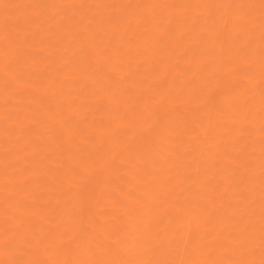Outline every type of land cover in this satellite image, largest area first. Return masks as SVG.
Returning <instances> with one entry per match:
<instances>
[{"label": "bare ground", "instance_id": "bare-ground-1", "mask_svg": "<svg viewBox=\"0 0 264 264\" xmlns=\"http://www.w3.org/2000/svg\"><path fill=\"white\" fill-rule=\"evenodd\" d=\"M64 1L0 16V264H264V0Z\"/></svg>", "mask_w": 264, "mask_h": 264}, {"label": "rangeland", "instance_id": "rangeland-1", "mask_svg": "<svg viewBox=\"0 0 264 264\" xmlns=\"http://www.w3.org/2000/svg\"><path fill=\"white\" fill-rule=\"evenodd\" d=\"M14 0H9L8 2H7V5H5L6 3H2L1 2V0H0V16H2V18L3 17H5V18H7V20L8 21H10V20H14L16 17H17V10H18V7L16 6V5H13L12 4V2H13ZM29 0H20V5H22V7H24L25 6V2H28ZM105 2H107L106 3V5L107 4H109L108 2H109V0H104ZM111 1V0H110ZM127 0H124L123 2L125 3ZM71 1L70 0H67V1H64L63 2V6L58 10V11H62L63 13H64V16L65 17H68V15H69V13H68V10H70V5H68L69 3H70ZM10 5H12V7H13V9H12V7H10ZM106 6L104 5V7L102 8V10L103 11H105V12H108V10L105 8ZM74 8V7H73ZM77 8V7H76ZM195 8V7H194ZM25 11H23L24 13H26V9H24ZM102 11V12H103ZM208 13V12H207ZM217 13V12H216ZM215 13V11L214 12H212L211 14H210V16L213 18H211L212 20L211 21H213L214 23H213V29H216V30H221L220 28H219V25H220V17H218V13L216 14ZM213 15H215V16H213ZM99 17V15H95V18H97V17ZM192 16H194V15H192ZM191 16V17H192ZM190 17V18H191ZM190 18H188L187 20H185L184 22L185 23H187V24H189L191 21V19ZM98 19V18H97ZM174 20V21H177L176 20V18L175 17H169V20ZM199 19H201V18H199ZM249 18H245L244 20H248ZM106 22L108 21V20H105ZM103 22V21H102ZM261 22V23H260ZM64 25H68L66 22H64L63 23ZM255 24V26L253 25V26H251L252 28L250 29L251 30V32L254 34V32L257 34V33H261V32H259V31H264V30H262V28H264V27H260V25L262 24V21L260 20V21H257L256 23H254ZM260 24V25H259ZM46 25V24H45ZM44 25V26H45ZM69 26V25H68ZM262 26H264V24H262ZM61 28H64L65 29V26L63 27V26H61ZM61 28H56L55 30L57 31V30H60ZM30 33H31V31H30ZM32 34V33H31ZM45 35H46V33H45ZM262 33L260 34V38L262 37V36H264V35H262ZM46 36H51V33H48ZM257 36H258V34H257ZM102 39V38H101ZM70 40V39H69ZM105 40V39H104ZM184 40H186V37H184V38H181V39H179L178 40V38H176L174 41H176V44H178V46L180 47V46H183V44H184ZM261 40V39H260ZM56 39L55 38H51L50 39V41H49V43H51L50 45H49V47H53V49L55 50V49H57V51L60 49V47H62L61 49H63V48H65V47H63V46H61V45H59V44H55L56 43ZM126 40H124V42H125ZM262 44H264V37H262ZM72 42V41H71ZM132 42H136L135 40L134 41H132ZM76 44V42L75 41H73L72 42V44H71V47L72 46H74L75 44ZM59 45V46H58ZM71 47H68V48H65L64 50H60L56 55V57H60V56H58V55H61V58H59V59H62L63 57H65V59L66 58H69L70 57V54L69 53H66L67 52V50H70V48ZM248 47V46H247ZM37 49H39V47H36ZM181 50V49H180ZM179 52V51H178ZM253 51H251V52H248V54L246 55V57H247V59L248 58H251V57H253V54H255V53H253V54H250V53H252ZM48 53V52H47ZM66 53V54H65ZM46 54V53H45ZM44 53H37V54H35V58H36V60H38V59H43L46 55H45ZM54 54H51V57L53 56ZM257 55V54H256ZM16 56H18L17 54H16ZM255 56V55H254ZM71 58V57H70ZM134 59H135V57H134ZM134 59L132 60V61H134ZM251 60V59H250ZM250 60L248 61V63L247 64H249L250 65ZM209 61V60H208ZM256 61V60H255ZM258 61V60H257ZM257 61L256 62H254V63H257ZM175 62V60H173L172 61V63H174ZM253 62V61H252ZM261 62V61H260ZM209 63H210V61L209 62H207V64L209 65ZM254 63L252 64V65H254ZM208 65H206V69L208 68L207 66ZM212 65V63L210 64V66ZM209 66V67H210ZM228 66H231V64L230 63H228ZM129 67H134V64H130L129 65ZM172 68H173V65H172ZM219 71H221V70H219ZM219 75H220V73L219 74H217V76H215L217 79H216V81L214 80V82L216 83V84H214V82H211L212 84H210V86H213L214 87V90L215 91H217V90H219V93H218V91L217 92H215V94H218V95H216L214 98L215 99H213V101H212V103L214 102V104L213 105H215V106H218V107H225V106H228V105H232V106H234L235 104H237L238 102V97L236 96L237 94L236 93H239V90H237L238 88L239 89H242L243 87H244V90L250 85L249 83H246V82H244L243 80H242V78H241V80L240 79H238L237 78V82H236V80H235V82L237 83L236 85H235V87H233L234 86V84H227L228 82L225 80V82H223L224 80H223V78L221 79V77L219 78ZM18 79H20V78H18ZM219 79H221V80H219ZM181 79L180 78H178L177 79V81L175 82V83H178L179 81H180ZM218 81V82H217ZM221 81V82H220ZM241 81H243V82H241ZM29 82V81H28ZM227 82V83H226ZM151 83L152 84H154V85H156L157 84V81H156V79L155 78H151ZM31 84V83H30ZM148 83H145L144 85H147ZM215 85V86H214ZM229 85V86H228ZM248 85V86H247ZM37 85H35V84H33L32 86H31V88H35ZM209 86V87H210ZM234 88V90H233V88ZM250 87V86H249ZM162 88H165L166 89V86L164 87H162ZM236 88V89H235ZM236 90H237V92H236ZM37 91V90H36ZM36 91L34 92H32V90H28V95H29V97L27 98V101H33V97H31V95L33 94H38V93H36ZM241 91V90H240ZM222 93V94H221ZM225 99V100H224ZM88 103V106H92V103H90L89 104V102H87ZM228 104V105H227ZM174 105H169V107H173ZM190 106H192V107H190L191 109L192 108H195V105L194 104H192V105H190ZM168 107V108H169ZM167 108V109H168ZM175 108V109H174ZM176 109H178V108H176V107H173L172 108V111H175ZM196 109V108H195ZM169 110V109H168ZM170 111H171V109H170ZM191 112H192V110H191ZM193 112H194V110H193ZM192 112V113H193ZM200 121H202V120H200ZM21 129H23V130H25V124H22L21 126ZM38 127H40L39 125H38V123H37V127H36V129H38ZM150 128H153V127H150ZM150 128H143V131H145V130H148V129H150ZM155 130V128H153V131ZM37 134H39L40 132L39 131H37L36 132ZM140 133V132H139ZM128 137H130L131 136V133H127L126 134ZM139 135H137V137H138ZM206 137H210V134H208ZM8 138H6V140H7ZM11 139V138H10ZM138 138H134V141H133V143H136V144H134V145H132V146H135V145H137V143H140V140L138 139ZM245 140H247V138L245 139ZM12 143H11V142ZM10 141H8L7 140V142L6 143H4V145H6L7 147L9 146V147H11L13 150H15L14 148L16 147V144H15V142L13 141V138H12V140H10ZM132 142H131V144H133ZM15 146H14V145ZM129 145H130V142H129ZM131 146V145H130ZM6 147V148H7ZM191 149H194V148H191ZM249 149H250V147H249ZM182 150H183V153H185V154H187V153H189L191 150L190 149H187V148H185L184 146H183V148H182ZM13 153V152H12ZM27 154V152H23V153H20L19 154V156H25ZM28 160V159H27ZM118 162V158L115 160V162L113 163V167L114 168H116V169H119V168H121V167H124V165L123 166H119V164L117 163ZM191 173H193V171L191 170L190 171ZM227 179H233V178H236V175L234 174V172H232V171H230V170H228L227 171ZM207 175V174H206ZM206 175H204V176H206ZM229 176V177H228ZM76 184H74V186H75ZM186 186V185H185ZM207 186L209 187L210 186V183H207ZM175 192V191H174ZM173 192V193H174ZM176 193H174L173 195H175ZM174 199V198H173ZM115 200H117V199H115ZM176 201V200H175ZM214 201H216V199L214 200ZM89 210H91V212L92 211H94L95 209H89ZM98 210V209H97ZM96 212V211H95ZM94 213V212H93ZM1 223H4V220H1L0 221ZM8 235H10V232L9 233H7V235L6 236H8ZM4 240H6V238L4 239ZM261 248L262 249H264V245H262L261 246ZM245 259H246V257H244Z\"/></svg>", "mask_w": 264, "mask_h": 264}]
</instances>
